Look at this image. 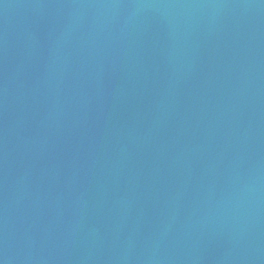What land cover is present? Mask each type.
Wrapping results in <instances>:
<instances>
[{"label": "water", "instance_id": "water-1", "mask_svg": "<svg viewBox=\"0 0 264 264\" xmlns=\"http://www.w3.org/2000/svg\"><path fill=\"white\" fill-rule=\"evenodd\" d=\"M0 264H264V0H0Z\"/></svg>", "mask_w": 264, "mask_h": 264}]
</instances>
